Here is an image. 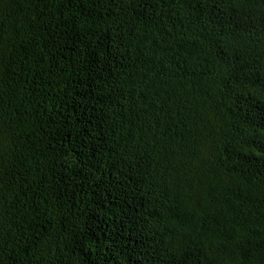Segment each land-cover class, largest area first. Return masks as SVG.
Returning a JSON list of instances; mask_svg holds the SVG:
<instances>
[{
	"label": "trees",
	"instance_id": "16d2710c",
	"mask_svg": "<svg viewBox=\"0 0 264 264\" xmlns=\"http://www.w3.org/2000/svg\"><path fill=\"white\" fill-rule=\"evenodd\" d=\"M0 264H264V0H0Z\"/></svg>",
	"mask_w": 264,
	"mask_h": 264
}]
</instances>
